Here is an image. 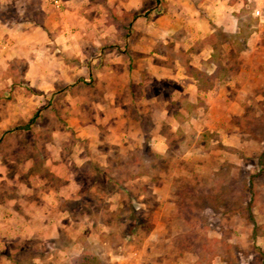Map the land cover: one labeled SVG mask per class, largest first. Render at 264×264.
Wrapping results in <instances>:
<instances>
[{"label":"rangeland","instance_id":"374dc122","mask_svg":"<svg viewBox=\"0 0 264 264\" xmlns=\"http://www.w3.org/2000/svg\"><path fill=\"white\" fill-rule=\"evenodd\" d=\"M242 21L255 42L253 49L242 46V52L227 49L225 95L207 104L198 99L190 119H182L181 112L176 117L180 125L164 123L161 133L154 131L149 112L140 114L143 142L136 141L137 146L120 143L101 127L102 144L97 150L100 155L109 153L107 165L96 161L78 171L71 161L74 154L89 149L91 140L78 133L79 126L92 132L97 117L91 97L99 91L93 79L69 86V97L65 93L69 87L57 90L48 106L26 111V117L11 126L21 127L18 136L8 135L6 147H0L2 154L22 142L25 155L30 149L40 156L47 146L39 137L66 131L57 145L76 175L75 182L84 189L79 199L68 198L61 209L68 220L62 224L61 240L25 241L32 248L20 258L46 251L55 255L64 247L72 252L61 264H76L83 253L97 255L102 264H264V1L260 11H247ZM79 97L85 100L81 110L73 104ZM12 99L0 95V117L10 114ZM23 101L27 103L26 96ZM162 133L169 141L166 146L159 144ZM27 138L36 139L33 147L25 142ZM6 163L7 178L0 185L5 216L20 211L19 202L13 209L11 201L22 195L6 189L27 184L30 176L26 158ZM6 163L1 161L3 167ZM48 179L47 184L54 180ZM14 247L20 251L18 245ZM73 253L79 256L71 257Z\"/></svg>","mask_w":264,"mask_h":264},{"label":"crops","instance_id":"0c3cea01","mask_svg":"<svg viewBox=\"0 0 264 264\" xmlns=\"http://www.w3.org/2000/svg\"><path fill=\"white\" fill-rule=\"evenodd\" d=\"M58 1L0 0V95L13 96L10 114L0 117V147H6L9 136H18L17 128L21 126H11L21 116L26 117V111L36 112L43 104V108L48 106L50 95L57 90L93 79L99 91L95 98L91 97L97 117L94 115L91 123L92 132L79 126L78 133L91 140L89 149L71 158L80 171L96 161L108 164L109 153L100 155L97 150L102 144L101 127L109 130L111 138H119L120 143L137 146L135 143L143 142L140 114L149 112L154 131L161 133L159 128L164 123L180 125L176 117L181 112L182 119H190L198 99L207 104L225 95L222 85L228 79L223 70L228 62L227 49L242 52L241 47L246 45L253 49L255 40L242 17L247 11H260L264 0ZM191 67L213 75V86L200 88L189 72ZM71 87L65 91L68 97ZM21 95L23 100L26 96L27 103ZM84 103L79 97L73 104L78 110ZM63 135L67 136V132L59 129L46 135L49 140L39 137V142L47 146L40 156L30 149L26 156L22 142L3 154L0 148V185L7 178L8 161L26 158V172L30 175L27 184L6 189H17L22 194L18 201H11L13 209L19 202L20 211L13 210L5 216L0 201V264H61L62 258L72 252L60 247L55 255L46 251L26 253V260L18 256L32 248L25 241L61 240L62 224L68 222L61 209L68 198L77 200L83 195V186L75 182L76 175L67 167L61 145H57ZM25 142L33 147L37 141L27 138ZM168 142L162 133L159 144L166 146ZM49 176L54 180L48 185L45 181ZM11 177L16 181L17 177ZM30 196L36 198L29 199ZM9 224L14 225V230ZM8 239L9 253L5 243ZM76 240L78 237L73 244ZM14 245L20 251H15ZM74 256L79 254L71 255Z\"/></svg>","mask_w":264,"mask_h":264},{"label":"trees","instance_id":"16d2710c","mask_svg":"<svg viewBox=\"0 0 264 264\" xmlns=\"http://www.w3.org/2000/svg\"><path fill=\"white\" fill-rule=\"evenodd\" d=\"M223 70H226V68H224ZM189 72L190 74H193V76H195L200 88L209 89L213 86V75H208L206 71L199 70L195 67H191ZM76 264H102V261L97 255L83 253L77 259Z\"/></svg>","mask_w":264,"mask_h":264},{"label":"built area","instance_id":"2783aa9c","mask_svg":"<svg viewBox=\"0 0 264 264\" xmlns=\"http://www.w3.org/2000/svg\"><path fill=\"white\" fill-rule=\"evenodd\" d=\"M55 2L58 4L59 3V1L58 0H55Z\"/></svg>","mask_w":264,"mask_h":264}]
</instances>
